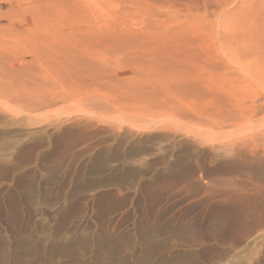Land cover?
I'll use <instances>...</instances> for the list:
<instances>
[{
  "label": "rangeland",
  "instance_id": "obj_1",
  "mask_svg": "<svg viewBox=\"0 0 264 264\" xmlns=\"http://www.w3.org/2000/svg\"><path fill=\"white\" fill-rule=\"evenodd\" d=\"M245 1L0 0V264H264Z\"/></svg>",
  "mask_w": 264,
  "mask_h": 264
},
{
  "label": "bare ground",
  "instance_id": "obj_2",
  "mask_svg": "<svg viewBox=\"0 0 264 264\" xmlns=\"http://www.w3.org/2000/svg\"><path fill=\"white\" fill-rule=\"evenodd\" d=\"M246 1H247V0H246ZM246 1H245V2H246ZM247 2H248V1H247ZM248 3H249V2H248ZM249 5H250V4H249ZM169 46H170V45H169ZM167 47H168V45H167ZM192 85H193V84H192ZM193 88H194V87H193Z\"/></svg>",
  "mask_w": 264,
  "mask_h": 264
}]
</instances>
